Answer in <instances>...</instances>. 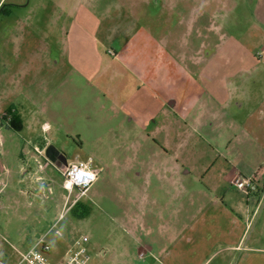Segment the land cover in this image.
I'll use <instances>...</instances> for the list:
<instances>
[{"label":"crops","instance_id":"1","mask_svg":"<svg viewBox=\"0 0 264 264\" xmlns=\"http://www.w3.org/2000/svg\"><path fill=\"white\" fill-rule=\"evenodd\" d=\"M108 2L113 5L102 11L99 0L56 3L68 6L60 16L66 22L60 53L66 68L101 94L96 102L109 94L112 131L129 135L130 189L136 193L140 185L142 202L127 207L125 229L159 232L155 246L120 242L121 253L106 263L129 264L138 257L145 264L139 255L156 247L161 264H191L192 255L218 247L229 264H264V254L246 243L258 210L252 208L255 195L233 184L240 177L258 183L264 178V90L246 91L264 87V63L246 43L251 37L223 33L214 18L217 0ZM258 31L264 40V30ZM67 81L46 109L35 110L33 95H24L0 115V220L29 228L32 248L45 239L55 263L63 259L54 254L63 245L55 230L71 200L56 194L46 170L61 171L48 159V146L42 149L31 138L18 143L20 156L10 166L2 133H38V111L66 107L74 97ZM78 161H91L99 179L90 158Z\"/></svg>","mask_w":264,"mask_h":264},{"label":"rangeland","instance_id":"2","mask_svg":"<svg viewBox=\"0 0 264 264\" xmlns=\"http://www.w3.org/2000/svg\"><path fill=\"white\" fill-rule=\"evenodd\" d=\"M68 1L0 0V115L3 109L8 108L10 101L22 99L24 95H33L37 104L35 110L37 107H49V97L61 94V85L65 80L70 83L67 85L68 89L75 90L74 97L73 92L70 93L73 98H70L68 106L55 104L54 111L48 110L50 113L46 110L38 111V133L30 134L28 130L22 133L4 131L3 151L9 165L13 166L14 158H18L21 152L17 150L18 143L31 138L42 149L53 146L61 151L68 164L88 158L93 161L99 172V179L87 195L79 199L80 202L77 201V210L74 211L75 204L58 221L57 230L62 233L60 239L63 245L54 254L64 258L67 249L76 239L87 236V248L91 255L89 264H108L106 261L115 253H121L120 242L129 243L130 247H142V242L155 246L159 231L148 227H140L136 231L132 228L130 231L125 229L127 207L141 205L142 202L140 185L136 193L130 189L129 176L134 172L130 171L127 160L132 156L128 148L129 135L112 131L109 94L104 96L102 102H96L95 95L99 98L101 94H94V86H90L92 82L87 79V84L84 85L78 80L73 68L65 66L66 58L60 52L65 38L62 27L66 22L61 21L60 16L67 11L68 6L56 3ZM108 1L99 0L101 11L106 5H113ZM214 4L215 22L220 27L223 26V33L243 37L249 35L251 39H246V43L253 52L259 53L261 60L258 63H264V40L258 34L259 29L264 30V22L261 21L264 20V0H217ZM114 8L115 6L108 7L111 10ZM64 17H67L66 13ZM47 47H50V52ZM82 85L83 91L78 89ZM263 90L264 87L256 84L246 89L249 95L262 93ZM29 106L27 102L26 107ZM61 111L62 114L58 115ZM44 123L48 124L47 128H42ZM59 169L61 173L57 170L51 173L47 168L46 173L55 181L53 185L56 194L61 198L68 194L72 204L78 197V191L74 189L69 194L63 186L64 167ZM257 185L259 192L253 197L252 205L253 209L258 207L257 220L247 230L246 243L264 254V178L260 183L257 181ZM133 200L136 202L133 203ZM82 213L88 215L79 219L78 214ZM10 216L12 219L13 216ZM4 219L0 220L2 260L6 264H18L21 255L32 249V232L17 221L10 222L8 226ZM218 250L220 249L217 247L199 251L192 255L191 264H229L222 261L223 252ZM217 251L218 254L211 257L212 252ZM139 257L145 264H161L158 262L161 256L156 247L154 251H144ZM129 264L141 263L137 257ZM231 264L238 262L232 261Z\"/></svg>","mask_w":264,"mask_h":264},{"label":"built area","instance_id":"3","mask_svg":"<svg viewBox=\"0 0 264 264\" xmlns=\"http://www.w3.org/2000/svg\"><path fill=\"white\" fill-rule=\"evenodd\" d=\"M2 142L0 139V157L2 156ZM38 153H42V151L37 150ZM82 165H86L87 168L85 170H90L96 174V179L94 181H89L87 184L84 183V178H81L80 181L75 180L76 172L73 171V168L75 167L76 170H79ZM41 168V166H40ZM63 177L65 179L64 187L65 189L71 193L74 189L78 191V197L76 201H73L72 204H70L69 207H65L63 212L60 215V219L62 218V215L64 212H68L76 203L79 201V199L85 197L90 190V188L93 186V184L98 179V173L95 172L92 168L91 162L89 161H78L72 164H69L64 167L62 170ZM71 174V175H70ZM72 180L73 183L70 187H66V181ZM38 180L42 181V178H39ZM233 184L237 187V189L243 191L247 195H255L259 192V188L257 185V181L255 177H240L236 179ZM47 193L52 194V191L50 188L46 189ZM70 200V197H68V201ZM67 201V202H68ZM55 233L57 236L62 237V233L58 230H55ZM89 242V238L87 236H81L78 239H76L72 245L67 249L64 258L55 263L51 261L50 256L52 254V245L49 244L45 239H42L39 244L34 246L31 250L21 255V259L18 264L28 263V264H89L91 261V255L89 254L87 244ZM0 264H6L1 258H0Z\"/></svg>","mask_w":264,"mask_h":264},{"label":"clouds","instance_id":"4","mask_svg":"<svg viewBox=\"0 0 264 264\" xmlns=\"http://www.w3.org/2000/svg\"><path fill=\"white\" fill-rule=\"evenodd\" d=\"M47 127V125L45 126ZM91 161H89L90 163ZM87 168L86 165H82L79 170H76L75 167L73 171L76 172L75 180L78 182L81 178H84V183L87 184L89 181H94L96 179V174L90 170H85ZM71 175V174H70ZM73 181L70 179L66 181V187H70Z\"/></svg>","mask_w":264,"mask_h":264},{"label":"water","instance_id":"5","mask_svg":"<svg viewBox=\"0 0 264 264\" xmlns=\"http://www.w3.org/2000/svg\"><path fill=\"white\" fill-rule=\"evenodd\" d=\"M53 151H58L56 148H54L53 146H49L47 149H46V155L48 157V159L55 164L56 167L60 168L63 166H67L68 165V162H67V159L66 157L62 154V157L64 158V163H58L55 161V159L53 157H51V154L53 153ZM59 152V151H58Z\"/></svg>","mask_w":264,"mask_h":264},{"label":"flooded vegetation","instance_id":"6","mask_svg":"<svg viewBox=\"0 0 264 264\" xmlns=\"http://www.w3.org/2000/svg\"><path fill=\"white\" fill-rule=\"evenodd\" d=\"M48 147H49V146H48ZM48 147H47V148H48ZM62 154H63V153H62L61 151H59V152H58V151H53V153L51 154V157H53V158L55 159L56 162H58V163H62V164H63V163H64V161H63L64 158L62 157ZM63 155H64V154H63ZM64 156H65V155H64ZM62 167H65V166L62 165Z\"/></svg>","mask_w":264,"mask_h":264},{"label":"trees","instance_id":"7","mask_svg":"<svg viewBox=\"0 0 264 264\" xmlns=\"http://www.w3.org/2000/svg\"><path fill=\"white\" fill-rule=\"evenodd\" d=\"M14 119H15V118L13 117V119H12V121H11V124H12V125L15 127V129H19V127H18V126L16 127V122H15V120H14ZM78 204H79V203H76V205H75V206H76V208L74 209V211H76V210H77V208H78V206H79ZM75 206H73V207H75ZM82 216H83V215H81V214H78V217L82 218Z\"/></svg>","mask_w":264,"mask_h":264}]
</instances>
